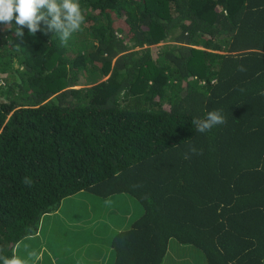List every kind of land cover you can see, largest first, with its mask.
I'll list each match as a JSON object with an SVG mask.
<instances>
[{"label":"trees","instance_id":"obj_1","mask_svg":"<svg viewBox=\"0 0 264 264\" xmlns=\"http://www.w3.org/2000/svg\"><path fill=\"white\" fill-rule=\"evenodd\" d=\"M79 3L66 46L0 24L2 254L88 191L143 207L114 264H162L175 239L208 264H264V0ZM214 109L226 124L196 132Z\"/></svg>","mask_w":264,"mask_h":264},{"label":"rangeland","instance_id":"obj_2","mask_svg":"<svg viewBox=\"0 0 264 264\" xmlns=\"http://www.w3.org/2000/svg\"><path fill=\"white\" fill-rule=\"evenodd\" d=\"M106 200L107 198H98L96 194H90L88 191L64 199L57 211L43 216L39 231L23 239L14 253L26 260L27 264H62L65 253L72 256V261H69L71 264H112L115 261L113 238L120 223L124 221L121 214L125 212L126 207L120 212V207L114 204L112 210L107 211L110 203H106ZM92 204L98 208L102 206V210L97 213L95 210L88 212V207ZM132 218L129 216L127 221ZM63 233L74 235L66 237ZM175 241L178 242L176 239ZM172 247H175L174 244ZM175 248H179V245ZM187 248L190 249L181 252V260L190 264L192 261L203 264L206 262V256L200 249L193 245ZM32 252L36 253L35 257H30ZM174 263L175 259L170 253L164 264Z\"/></svg>","mask_w":264,"mask_h":264},{"label":"clouds","instance_id":"obj_3","mask_svg":"<svg viewBox=\"0 0 264 264\" xmlns=\"http://www.w3.org/2000/svg\"><path fill=\"white\" fill-rule=\"evenodd\" d=\"M41 22L46 29H41ZM84 23L85 13L81 9L79 0H0V24L4 25L6 30L13 31L18 39L23 38L25 28L33 37L40 31H44L45 35L48 32H54L59 37L61 45L66 46L72 35L79 32ZM16 50L20 51L19 47ZM237 70L246 71L243 65H238ZM259 95L264 97V90H261ZM226 122L222 110L214 109L204 118H194L191 123L195 126L196 132L204 134ZM189 154L202 155L203 153L195 146H189L184 158L189 159ZM22 183L30 188L33 180L30 177H24ZM19 246L17 243L16 247L19 248ZM3 251V248H0V264H27L26 260L15 253L9 258L2 254ZM29 255L35 257L36 253L32 252Z\"/></svg>","mask_w":264,"mask_h":264},{"label":"crops","instance_id":"obj_4","mask_svg":"<svg viewBox=\"0 0 264 264\" xmlns=\"http://www.w3.org/2000/svg\"><path fill=\"white\" fill-rule=\"evenodd\" d=\"M98 198H107L106 203L107 202L110 203L109 204L110 206L107 207V211H109L108 209H111L112 210V207H113L114 204L115 205L117 204V207H120V212L122 211V209L124 207H126L125 212L123 214H121V217H123V220L124 221H122L120 223V225H119L120 227H119L117 233L119 231L128 229L132 225V223L135 220H137L142 215V213H143V210H142L143 207H142L141 203L139 201H137V199L134 196H132V195H130L128 193H116V194H113V195H110V196H106V197L98 196ZM101 207L102 206H100L98 208L97 205H93V204L92 205H89L88 212H90V210L91 211L95 210V212L97 213V211L99 212V210H102ZM137 215H139V216L137 217ZM129 216L130 217H133L131 221L130 220L127 221V218ZM125 221H126V223H125ZM130 223H131V225H130ZM95 227H96V225H95ZM74 233L72 235H67L66 233H63V234H65L66 237H72L74 235ZM172 244H174L175 247L178 244L179 245V248L172 247ZM190 246L191 245H189V244L179 243V242H176L175 240H171L169 242L168 250H167L166 256H165L162 264H164V261H165L166 257L170 253L172 254V256L175 259V263L174 264H190V263H186L185 261L181 260V258H182L181 257L182 256L181 255V252L182 251H185L187 249H190V248H187V247H190ZM196 248H198V247H196ZM174 251H175V253L178 252L179 255L178 254H175ZM112 253H113V251L110 252V255H112ZM196 256L198 257V254H196ZM71 257L72 256L70 254H67V253L63 254V263L62 264H71V263H69V261H72ZM109 260H111V258ZM113 263H115V261H113ZM191 264H203V263H198V261H194V262L192 261ZM204 264H208L207 263V259H206V262Z\"/></svg>","mask_w":264,"mask_h":264}]
</instances>
